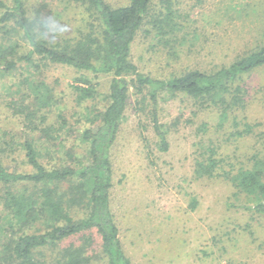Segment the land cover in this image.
I'll return each mask as SVG.
<instances>
[{"label": "rangeland", "instance_id": "rangeland-1", "mask_svg": "<svg viewBox=\"0 0 264 264\" xmlns=\"http://www.w3.org/2000/svg\"><path fill=\"white\" fill-rule=\"evenodd\" d=\"M24 2L29 16L36 8L45 14L51 11L66 27L52 36L53 40L76 34L89 20L87 11L75 2ZM106 2L119 7L129 0ZM167 8L171 14L165 19ZM160 12L163 26L144 24L131 47L132 61L154 77L166 78L192 69L213 72L264 44V0H156L150 15ZM3 39L10 43L20 38L11 33L9 39ZM20 44V53L27 52L22 39ZM42 64L38 71H25L27 67L19 63L23 72L18 69L0 74V160L12 172L34 170L25 155V141L37 147L46 168L87 163L88 146L81 142L80 132L89 125L85 117L79 119V113L86 116L106 105L109 75L63 64ZM26 78L43 81L49 96L37 100L29 92ZM81 78L94 85V95L78 103L74 86L81 84ZM241 80L246 89L244 106H237L226 118H221L218 109L201 105L186 94L171 97L163 93L157 113L162 131L167 132L166 151L159 148L153 129L151 102L137 96L130 86L125 113L110 149V201L131 264H264V218L233 206L250 196L236 191L231 181L195 178L193 173L200 152L208 153L212 145L217 158L229 161L224 169L244 166L253 153L264 155V66ZM30 103H35L33 109ZM31 110L45 116L40 127L50 136L35 129L26 114L17 113L29 114ZM38 122V117L33 120ZM96 125L91 128L95 130ZM18 188L34 192L25 185ZM69 211L75 220L83 219L86 213L83 206ZM0 225H6L1 215ZM4 228L0 245L11 236V228ZM71 242L85 243L91 256L87 264H108L105 257L101 259L96 231H86ZM35 260L40 264L48 261L38 255Z\"/></svg>", "mask_w": 264, "mask_h": 264}, {"label": "trees", "instance_id": "trees-1", "mask_svg": "<svg viewBox=\"0 0 264 264\" xmlns=\"http://www.w3.org/2000/svg\"><path fill=\"white\" fill-rule=\"evenodd\" d=\"M62 1L64 4L75 2L84 8L89 20L76 34L49 41L33 38L31 21L56 14L52 15L51 11L45 14L36 8L29 16L24 0H0V74L18 69L23 72L19 63L27 67L25 71L28 68L38 71L41 63H55L103 73L110 76L106 105L89 111L86 116L79 113V119L85 117L89 125L80 132L81 142L88 146L90 160L87 163L46 168L39 160L37 147L30 141H25L23 148L34 168L32 172L9 171L0 160V187L3 189L0 215L2 223L6 224L4 227L11 228V236L0 245V264H40L35 255L44 256V260H48L44 264H87L91 259L87 246L85 243L74 245L71 240L89 230L96 231L100 238L101 259L105 257L108 264H131L123 249L110 201L113 174L110 149L125 113L130 86L137 96L151 102L153 129L159 148L166 151L167 132L162 131L157 113L160 96L186 94L201 105L213 106L219 110L221 118H226L234 108L244 106L246 89L240 82L245 74L264 66V44L213 72L192 69L158 78L141 71L131 59L132 43L142 26L164 24L161 12L157 16L150 15L156 0H129L127 5L119 7L111 6L106 0ZM166 11L165 19L171 14L169 8ZM11 33L19 35L28 46L27 52L20 53V39L10 43H5L7 39L1 40L3 36L9 39ZM24 81L37 100L49 96L43 81L27 78ZM79 82L81 84L74 86L78 103L93 98L94 85L86 78ZM23 92L28 96L25 90ZM33 107L35 103H30V109ZM17 113L26 114L35 129L50 136L45 127H40L45 116L38 110ZM37 117L39 122L33 123ZM93 125H96L95 130L91 128ZM214 147L210 146L208 153L202 150L196 158L195 178L221 177L231 181L236 191L250 196L233 206L264 218V155L253 153L244 166L224 169L223 165H230L229 161L217 158ZM20 185L33 188L34 192L30 193L29 189L21 192ZM74 206L85 208L83 219L75 220L70 214ZM4 227H0V231H5ZM47 251L50 252L48 259Z\"/></svg>", "mask_w": 264, "mask_h": 264}, {"label": "clouds", "instance_id": "clouds-1", "mask_svg": "<svg viewBox=\"0 0 264 264\" xmlns=\"http://www.w3.org/2000/svg\"><path fill=\"white\" fill-rule=\"evenodd\" d=\"M32 34L35 40H51V37L65 31L66 27L60 24L55 17L37 19L31 21Z\"/></svg>", "mask_w": 264, "mask_h": 264}]
</instances>
